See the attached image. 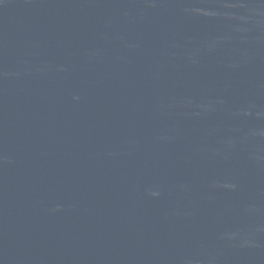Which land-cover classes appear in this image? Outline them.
Segmentation results:
<instances>
[{
	"label": "water",
	"instance_id": "95a60500",
	"mask_svg": "<svg viewBox=\"0 0 264 264\" xmlns=\"http://www.w3.org/2000/svg\"><path fill=\"white\" fill-rule=\"evenodd\" d=\"M0 264H264V0H0Z\"/></svg>",
	"mask_w": 264,
	"mask_h": 264
}]
</instances>
